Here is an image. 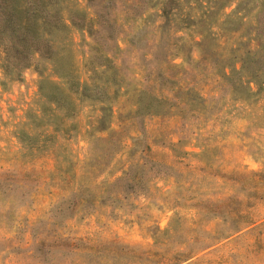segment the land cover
<instances>
[{
    "label": "rangeland",
    "instance_id": "374dc122",
    "mask_svg": "<svg viewBox=\"0 0 264 264\" xmlns=\"http://www.w3.org/2000/svg\"><path fill=\"white\" fill-rule=\"evenodd\" d=\"M57 6L69 80L106 99L38 53L0 69V264H264V80L241 63L264 78V0Z\"/></svg>",
    "mask_w": 264,
    "mask_h": 264
},
{
    "label": "trees",
    "instance_id": "16d2710c",
    "mask_svg": "<svg viewBox=\"0 0 264 264\" xmlns=\"http://www.w3.org/2000/svg\"><path fill=\"white\" fill-rule=\"evenodd\" d=\"M57 4L58 0H0V69L8 79L20 77L21 70L29 63L32 54L38 53L52 62L53 70L58 76L69 80L67 55L57 54L52 44L53 32L55 36L57 32L67 28L59 14ZM162 12L164 14L167 12L165 7L162 8ZM69 13V24L83 29L85 15L80 11ZM86 27L91 26L88 24ZM247 61L243 58L241 62L246 63L244 73L263 83L260 64L252 66ZM69 81L67 90L73 93L100 102L106 99L104 87L79 83L72 78ZM44 83L43 79H39L37 88L40 96L64 106L66 110L70 109L69 99L57 87L44 90Z\"/></svg>",
    "mask_w": 264,
    "mask_h": 264
}]
</instances>
